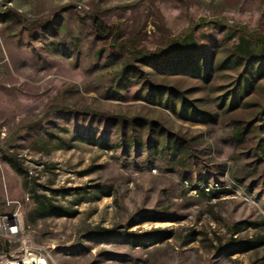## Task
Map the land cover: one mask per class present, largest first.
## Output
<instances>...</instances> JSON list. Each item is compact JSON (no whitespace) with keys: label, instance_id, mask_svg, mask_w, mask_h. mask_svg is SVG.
<instances>
[{"label":"rangeland","instance_id":"rangeland-1","mask_svg":"<svg viewBox=\"0 0 264 264\" xmlns=\"http://www.w3.org/2000/svg\"><path fill=\"white\" fill-rule=\"evenodd\" d=\"M1 14V246L14 252L24 241L49 264H264V224L249 225L264 221V72L243 85L264 59L224 64L235 40L218 30L241 28L264 48V0H0ZM93 18L123 40L98 39ZM194 25L214 35L199 43L205 76L135 62L136 77L120 82L126 50L156 53ZM134 118L145 123L144 144L124 149L119 122ZM155 130L181 144L179 153H150ZM96 185L111 186L110 195L89 200ZM47 199L72 213L42 214ZM13 221L19 231L9 235ZM120 231L148 238L131 247ZM231 236L263 241L224 248Z\"/></svg>","mask_w":264,"mask_h":264},{"label":"trees","instance_id":"trees-1","mask_svg":"<svg viewBox=\"0 0 264 264\" xmlns=\"http://www.w3.org/2000/svg\"><path fill=\"white\" fill-rule=\"evenodd\" d=\"M2 14L0 15V21H1ZM92 24L94 28H96V32L103 31L102 23H99L97 21V18H93ZM197 26H191L188 30L185 32L179 34L176 37H169L167 38L166 46L165 48L161 49L160 51L156 53H146L143 51V49H136L135 51H128L126 50V58L124 59L123 63L120 66V70L118 71V79L121 83L128 82L131 79L136 77L137 74V65L135 62H142V63H150L154 68H157L159 71H166L167 69L171 68V72L179 73V74H191L194 76L203 77L206 75V71L204 69H201L199 67V63H197V55L199 51V43L206 41L210 42L211 39L214 38V35H210L209 33L205 32L206 29H197ZM106 31L102 33V35H96L97 38H102L104 40H107L109 44L111 43V40L114 39V41H121L123 40V34L119 33L117 29H115L116 32L113 31L111 27L105 28ZM211 29V27L209 28ZM207 28V30H209ZM224 25H221L218 27V30L221 31L223 41L230 42L231 40H235L234 43L231 44L229 53L227 55V60L225 61L228 63L229 61H232V63H238L241 61H259L261 59H264V48L261 45L262 38L260 37H254L253 33H246L244 30L235 29V28H228L229 30H224ZM260 38V39H259ZM125 41H129V39H124ZM214 42V41H213ZM213 44V43H212ZM111 45V44H110ZM50 46H52L53 50H56L57 45L54 43H51ZM209 47V46H206ZM119 48H125L120 46ZM103 50V46L99 48L97 51V55H101ZM128 54V55H127ZM194 56V61L189 62V60ZM253 60V61H252ZM186 64V65H184ZM256 63L251 64V71H249L248 78L244 77L243 79V85L251 86L250 78H255L254 75L258 76L264 72V61H260L259 66L255 65ZM173 67V68H172ZM250 77V78H249ZM158 93V98L161 100L162 93L160 91ZM152 93H150L151 96ZM172 97L168 96L165 98L166 102L169 103L170 110H174L175 103L171 99ZM119 129L122 134V141L125 148H129L132 143L135 144L136 147H142L144 144V129H145V123L142 122L139 118H134L130 121L127 120H120L119 122ZM77 139L85 142H97L99 146L102 147H108L111 146L107 141L102 140L100 138H93L90 136L83 137V136H76ZM52 138V134H50L49 139ZM57 140L59 139L58 136L55 135ZM233 138L236 142L242 141V132H238L237 130L234 131ZM51 141V139L49 140ZM62 139L59 140L58 145L59 146H66L69 148V143H61ZM147 147L148 151L154 155L157 154H163L165 150H171L173 154L179 153L181 150V144H177L175 141H170L166 136H164L160 131L155 130L153 133H151V136L148 135L147 137ZM260 150H263L262 147H259ZM8 164L9 166L19 175L26 174L20 164H18L13 158H8ZM197 183H200L199 181ZM111 192V186L102 187L99 185L95 186V191L88 193L87 198L89 200H94L99 197V195H110ZM203 193V191L201 192ZM34 195V198L37 200L40 196L36 195L34 192L32 193ZM212 194H218L212 193ZM82 196V195H80ZM45 197V196H43ZM83 198V197H79ZM80 200V199H79ZM39 203V208L42 210V214H53V215H61V214H71L72 212L68 213L69 211L65 208L53 205L49 199H47V202L43 204L42 202ZM141 216L133 217L130 221L127 223V228L130 229L133 226L139 224L142 221ZM264 221L262 222H251L249 225L252 226H263ZM242 227V223H235L232 226L229 227V230L231 234L234 236ZM98 234H105L107 232L106 229L98 228L97 229ZM123 240L129 244L131 247H136L142 244L144 240H146L148 237L147 235H138L131 231L126 232H119L117 233ZM262 239L260 238H253L249 240H242V241H236L232 236L230 237L229 241L224 243V248H232L235 246L239 247L240 249H251L256 248L260 244H262ZM8 250L9 246L8 244H5L4 246L0 245V250Z\"/></svg>","mask_w":264,"mask_h":264},{"label":"built area","instance_id":"built-area-1","mask_svg":"<svg viewBox=\"0 0 264 264\" xmlns=\"http://www.w3.org/2000/svg\"><path fill=\"white\" fill-rule=\"evenodd\" d=\"M31 175L32 171H28L29 178ZM5 226L7 234L15 235L20 225L18 221H13L12 224ZM49 258L47 255L30 250L25 246L24 241L20 242L17 251L13 252L11 245L8 250H0V264H49Z\"/></svg>","mask_w":264,"mask_h":264},{"label":"crops","instance_id":"crops-1","mask_svg":"<svg viewBox=\"0 0 264 264\" xmlns=\"http://www.w3.org/2000/svg\"><path fill=\"white\" fill-rule=\"evenodd\" d=\"M8 163V162H7ZM9 165V164H8ZM10 167V166H9ZM11 168V167H10ZM12 169V168H11ZM13 170V169H12ZM14 171V170H13Z\"/></svg>","mask_w":264,"mask_h":264},{"label":"bare ground","instance_id":"bare-ground-1","mask_svg":"<svg viewBox=\"0 0 264 264\" xmlns=\"http://www.w3.org/2000/svg\"><path fill=\"white\" fill-rule=\"evenodd\" d=\"M17 231H19V228H17Z\"/></svg>","mask_w":264,"mask_h":264}]
</instances>
